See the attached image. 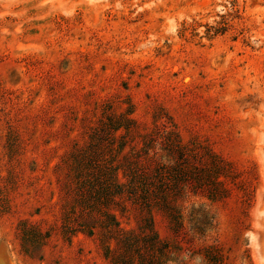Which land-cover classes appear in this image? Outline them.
<instances>
[{
	"label": "rangeland",
	"instance_id": "rangeland-1",
	"mask_svg": "<svg viewBox=\"0 0 264 264\" xmlns=\"http://www.w3.org/2000/svg\"><path fill=\"white\" fill-rule=\"evenodd\" d=\"M0 264H264V0H0Z\"/></svg>",
	"mask_w": 264,
	"mask_h": 264
},
{
	"label": "trees",
	"instance_id": "trees-1",
	"mask_svg": "<svg viewBox=\"0 0 264 264\" xmlns=\"http://www.w3.org/2000/svg\"><path fill=\"white\" fill-rule=\"evenodd\" d=\"M119 170L122 171L121 165L109 163V166L96 167L93 171L91 177L97 184L96 192H99L103 199L113 200L115 195L122 192L123 186L118 179ZM61 187L64 189L65 185L62 184ZM90 227L93 228L91 225Z\"/></svg>",
	"mask_w": 264,
	"mask_h": 264
}]
</instances>
